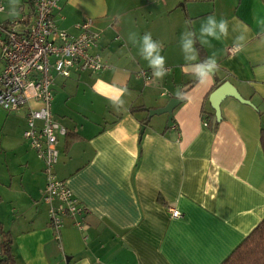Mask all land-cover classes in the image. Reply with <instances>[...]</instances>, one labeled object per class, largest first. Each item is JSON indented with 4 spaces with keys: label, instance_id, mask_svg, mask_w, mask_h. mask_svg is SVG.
<instances>
[{
    "label": "crops",
    "instance_id": "obj_1",
    "mask_svg": "<svg viewBox=\"0 0 264 264\" xmlns=\"http://www.w3.org/2000/svg\"><path fill=\"white\" fill-rule=\"evenodd\" d=\"M0 3L3 22L31 17L28 0ZM14 6L18 16L10 15ZM208 16L227 21V38L200 42ZM86 19L99 34L92 52L107 68L54 76L51 105L66 129L54 173L85 208L83 228L66 217L54 239L44 165L22 137L28 109L39 106L27 102L15 112L0 109V244L9 240L15 264H221L264 219V0H59V30L75 34ZM185 31L196 33V62L218 61L205 83L183 58ZM132 33L162 42L163 80L153 77ZM225 82L249 105L226 98L217 121L208 96ZM124 89L117 110L110 98ZM177 89L182 102L171 122L149 116Z\"/></svg>",
    "mask_w": 264,
    "mask_h": 264
},
{
    "label": "built area",
    "instance_id": "obj_2",
    "mask_svg": "<svg viewBox=\"0 0 264 264\" xmlns=\"http://www.w3.org/2000/svg\"><path fill=\"white\" fill-rule=\"evenodd\" d=\"M59 0H31V17H16L7 22L0 19V109L15 112L27 102L37 103L28 109L22 137L43 162L46 184L43 202L48 207L49 226L59 240L62 221L68 217L82 230L80 220L85 208L73 197L54 167L58 160L56 144L66 129L51 112L54 75L67 79L72 72L99 73L107 68L92 51L97 48L99 34L86 19L73 26L75 34L59 30L54 11ZM4 8L0 3V16ZM233 54L235 47L228 48ZM54 74V75H53ZM145 80L149 76L141 72ZM172 218L179 212L169 209Z\"/></svg>",
    "mask_w": 264,
    "mask_h": 264
},
{
    "label": "clouds",
    "instance_id": "obj_3",
    "mask_svg": "<svg viewBox=\"0 0 264 264\" xmlns=\"http://www.w3.org/2000/svg\"><path fill=\"white\" fill-rule=\"evenodd\" d=\"M16 0H13L15 5ZM12 16H18L15 6L13 7ZM228 24L227 21L221 19L217 21L215 16H208L206 21L200 27L199 40L201 43H209L206 39L211 37L219 40L221 37L227 38ZM130 41L139 43V53L141 57L147 61L148 66L152 69V75L157 80H163L167 75L166 58L161 53L163 51V44L160 41L154 40L151 33H145L137 41L135 33L130 34ZM245 40V36L236 37V46L241 47ZM197 36L194 31H185L181 34L180 45L183 52V58L188 62L187 66L191 69V74L200 82L205 83L207 79L219 70V64L215 56L207 57L206 59L196 62L198 58V50L195 47ZM264 42V40H262ZM128 92L127 89L122 90L120 96H113L110 98L111 103L115 109H120L124 105L122 96Z\"/></svg>",
    "mask_w": 264,
    "mask_h": 264
},
{
    "label": "trees",
    "instance_id": "obj_4",
    "mask_svg": "<svg viewBox=\"0 0 264 264\" xmlns=\"http://www.w3.org/2000/svg\"><path fill=\"white\" fill-rule=\"evenodd\" d=\"M260 145L264 155V131L261 132ZM8 241L0 244V264H15ZM221 264H264V219Z\"/></svg>",
    "mask_w": 264,
    "mask_h": 264
},
{
    "label": "water",
    "instance_id": "obj_5",
    "mask_svg": "<svg viewBox=\"0 0 264 264\" xmlns=\"http://www.w3.org/2000/svg\"><path fill=\"white\" fill-rule=\"evenodd\" d=\"M179 94H180L179 89H177L175 93V97L172 98L166 104V106H164L163 108L159 110L149 111V116L166 114L168 115V121L171 122L173 110L182 102L178 98ZM226 98H232L242 104L249 105V102L246 100H243L241 96L238 94V92L236 91V89L231 84H229L228 82H225L219 85L217 88H215L208 96V103L210 107L212 108L214 112V117L217 121L220 120V104Z\"/></svg>",
    "mask_w": 264,
    "mask_h": 264
},
{
    "label": "rangeland",
    "instance_id": "obj_6",
    "mask_svg": "<svg viewBox=\"0 0 264 264\" xmlns=\"http://www.w3.org/2000/svg\"><path fill=\"white\" fill-rule=\"evenodd\" d=\"M54 75V74H53ZM55 76V75H54Z\"/></svg>",
    "mask_w": 264,
    "mask_h": 264
}]
</instances>
